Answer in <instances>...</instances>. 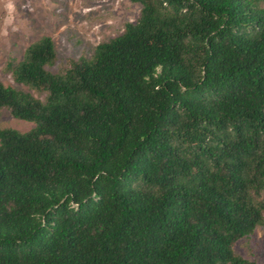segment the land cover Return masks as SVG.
Returning <instances> with one entry per match:
<instances>
[{
    "label": "trees",
    "instance_id": "16d2710c",
    "mask_svg": "<svg viewBox=\"0 0 264 264\" xmlns=\"http://www.w3.org/2000/svg\"><path fill=\"white\" fill-rule=\"evenodd\" d=\"M130 2L89 59L54 74L43 37L7 63L29 91L0 82V115L34 126L0 128V264H254L264 0Z\"/></svg>",
    "mask_w": 264,
    "mask_h": 264
},
{
    "label": "rangeland",
    "instance_id": "374dc122",
    "mask_svg": "<svg viewBox=\"0 0 264 264\" xmlns=\"http://www.w3.org/2000/svg\"><path fill=\"white\" fill-rule=\"evenodd\" d=\"M140 10L141 6L130 0H0V82L29 91L13 81L6 68L9 60L19 62L31 44L50 37L56 60L46 69L55 74L69 60L89 59L98 44L121 35ZM33 126L1 111L0 128L25 133ZM234 250L254 264H264V228L239 241Z\"/></svg>",
    "mask_w": 264,
    "mask_h": 264
}]
</instances>
